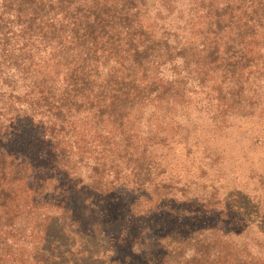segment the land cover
I'll use <instances>...</instances> for the list:
<instances>
[{"label":"trees","instance_id":"16d2710c","mask_svg":"<svg viewBox=\"0 0 264 264\" xmlns=\"http://www.w3.org/2000/svg\"><path fill=\"white\" fill-rule=\"evenodd\" d=\"M225 81L264 82V0H0V264H264L244 231L259 225L264 246V204L148 181L152 145ZM87 167L122 199L107 210L95 190L85 229ZM198 234L243 249H165Z\"/></svg>","mask_w":264,"mask_h":264},{"label":"rangeland","instance_id":"374dc122","mask_svg":"<svg viewBox=\"0 0 264 264\" xmlns=\"http://www.w3.org/2000/svg\"><path fill=\"white\" fill-rule=\"evenodd\" d=\"M261 85L255 87L248 83L244 88L237 89L225 81L215 89L205 87L208 92L203 94L200 114L193 112L180 134L169 135L152 145L150 188L163 190L176 200L193 198L199 204L213 197L221 200L228 191H237L252 202L264 204V82ZM86 173L89 176L86 177L87 182L92 187L87 189L86 194L91 199L83 202L82 206L76 204V208L85 213L84 217H78L88 220V224L83 225L85 229L94 221V207L91 205L94 206L95 190L103 196L96 197V201L107 210L122 199L118 200L120 194L112 186L118 182L107 180L103 171L87 167ZM123 204L119 202L122 217L126 213H123ZM111 217L109 214L104 220ZM253 217L252 212L249 218ZM105 223L109 231L105 233L103 243L108 244L106 249H110L112 236L109 233L113 224L109 221ZM227 226L233 232L239 229L234 223ZM249 227L244 231L254 244L245 241V247L264 255V246L259 243L263 239L259 225L251 224ZM197 236L187 244L173 246L171 243L165 249H184L182 253L186 257L189 254L197 257L201 249H243L240 245L242 236L231 238L229 242L223 236L212 240L204 234ZM129 253L124 250L117 255L123 257Z\"/></svg>","mask_w":264,"mask_h":264}]
</instances>
